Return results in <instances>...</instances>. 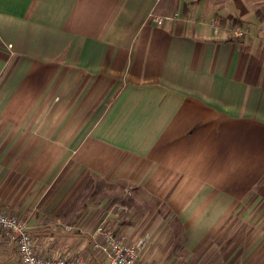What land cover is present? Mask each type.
I'll return each mask as SVG.
<instances>
[{
	"label": "crops",
	"instance_id": "crops-1",
	"mask_svg": "<svg viewBox=\"0 0 264 264\" xmlns=\"http://www.w3.org/2000/svg\"><path fill=\"white\" fill-rule=\"evenodd\" d=\"M0 210L42 256L103 221L141 264H264V0H0Z\"/></svg>",
	"mask_w": 264,
	"mask_h": 264
},
{
	"label": "built area",
	"instance_id": "built-area-1",
	"mask_svg": "<svg viewBox=\"0 0 264 264\" xmlns=\"http://www.w3.org/2000/svg\"><path fill=\"white\" fill-rule=\"evenodd\" d=\"M161 22L157 19L158 24ZM236 34L242 35L239 31H236ZM66 230L71 231L72 227L68 226ZM0 231L6 245L15 247L17 264H88L83 256L76 254L40 255L26 222L4 210H0ZM92 238L93 249L106 258L107 264H141L140 254L150 239L149 235L144 234L129 242L124 235L114 233L103 221L96 226Z\"/></svg>",
	"mask_w": 264,
	"mask_h": 264
},
{
	"label": "rangeland",
	"instance_id": "rangeland-1",
	"mask_svg": "<svg viewBox=\"0 0 264 264\" xmlns=\"http://www.w3.org/2000/svg\"><path fill=\"white\" fill-rule=\"evenodd\" d=\"M116 186L117 185H112V188H114V190H115V189H117ZM104 187H107L106 189H111V185L110 186L104 185V183L98 182V190H97V194H96V201H97L96 213L99 214L98 217L101 216V213H103L105 211H109L110 213L114 212L115 214L120 215L121 218H119L118 220L125 219V221H131V217L132 216L135 217L133 209L130 207V204H129V202H130L129 200L131 199V197H130L131 195L129 194V196H128L126 193H124L122 195H118L117 199L112 200L111 198L110 199L108 198V199H105L104 201H102L105 198L104 192H103L105 190ZM118 194H120V192ZM92 202L93 201H91V203ZM143 207H144L145 211H147L151 208L148 206H143ZM106 225L108 226V228L113 230V227H111V225H108V223H106ZM115 233L121 234V233H117V232H115ZM31 234H34L37 236V234L40 235L41 233H31ZM42 234H44V235L48 236L50 239H52V241H54L53 243H55V244L60 243L61 244V246L58 248L55 246L54 251H52V255L72 254L78 248L77 246L79 244L80 239H81L80 245L83 246L85 244V247L87 250V249H89L88 248L89 244H92V240H93V238H92L93 233H42ZM63 243H65L67 245L66 246L67 248H65V249H64V247L62 248ZM88 253H89V257H90V261H89L90 264H101L104 261L103 256L99 255L100 254L99 252L97 253L91 249L90 252H88Z\"/></svg>",
	"mask_w": 264,
	"mask_h": 264
}]
</instances>
